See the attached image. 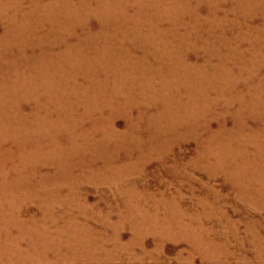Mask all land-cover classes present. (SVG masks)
<instances>
[{
    "label": "rangeland",
    "instance_id": "obj_1",
    "mask_svg": "<svg viewBox=\"0 0 264 264\" xmlns=\"http://www.w3.org/2000/svg\"><path fill=\"white\" fill-rule=\"evenodd\" d=\"M0 264H264V0H0Z\"/></svg>",
    "mask_w": 264,
    "mask_h": 264
}]
</instances>
